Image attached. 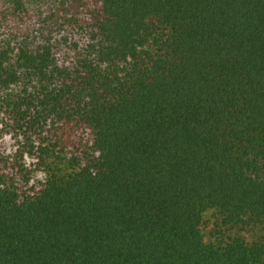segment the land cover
<instances>
[{
	"label": "trees",
	"instance_id": "obj_1",
	"mask_svg": "<svg viewBox=\"0 0 264 264\" xmlns=\"http://www.w3.org/2000/svg\"><path fill=\"white\" fill-rule=\"evenodd\" d=\"M0 264H264V0H0Z\"/></svg>",
	"mask_w": 264,
	"mask_h": 264
},
{
	"label": "rangeland",
	"instance_id": "obj_2",
	"mask_svg": "<svg viewBox=\"0 0 264 264\" xmlns=\"http://www.w3.org/2000/svg\"><path fill=\"white\" fill-rule=\"evenodd\" d=\"M2 151H10L12 149L11 143H7V145L2 146Z\"/></svg>",
	"mask_w": 264,
	"mask_h": 264
}]
</instances>
